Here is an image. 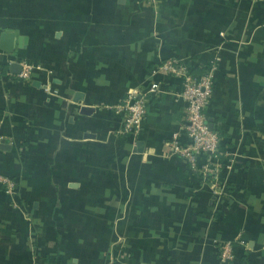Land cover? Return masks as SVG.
<instances>
[{
  "label": "crops",
  "instance_id": "obj_1",
  "mask_svg": "<svg viewBox=\"0 0 264 264\" xmlns=\"http://www.w3.org/2000/svg\"><path fill=\"white\" fill-rule=\"evenodd\" d=\"M216 54L223 198L169 150L189 142L182 78L157 68ZM153 79L139 135L119 133ZM0 138V264H264V0H0Z\"/></svg>",
  "mask_w": 264,
  "mask_h": 264
},
{
  "label": "built area",
  "instance_id": "obj_2",
  "mask_svg": "<svg viewBox=\"0 0 264 264\" xmlns=\"http://www.w3.org/2000/svg\"><path fill=\"white\" fill-rule=\"evenodd\" d=\"M146 1L155 5L157 0ZM219 61L220 56L216 54L202 73H198L194 66L183 58H168L158 64L157 68L182 78V90L177 95L185 103L183 127L189 142L181 144L178 134H175L169 143V150L186 159L193 169L198 170L202 184L208 185L218 198H223L227 189L225 169L230 167V164L225 163L220 156L221 136L210 128L206 113L214 93L215 73ZM31 72L32 67L24 63L20 77L30 78ZM162 92V85L155 79L151 80L143 91L133 89L128 92L117 105L121 118L119 133L128 134L133 138L138 136L148 115L146 95L160 96ZM1 141L0 138V143ZM16 183L14 178L0 173V186L7 192L15 193ZM239 241L237 237L221 244L220 257L223 261L234 258V248Z\"/></svg>",
  "mask_w": 264,
  "mask_h": 264
},
{
  "label": "water",
  "instance_id": "obj_3",
  "mask_svg": "<svg viewBox=\"0 0 264 264\" xmlns=\"http://www.w3.org/2000/svg\"><path fill=\"white\" fill-rule=\"evenodd\" d=\"M8 34L4 35V36H7Z\"/></svg>",
  "mask_w": 264,
  "mask_h": 264
},
{
  "label": "trees",
  "instance_id": "obj_4",
  "mask_svg": "<svg viewBox=\"0 0 264 264\" xmlns=\"http://www.w3.org/2000/svg\"><path fill=\"white\" fill-rule=\"evenodd\" d=\"M200 73H202V72H200Z\"/></svg>",
  "mask_w": 264,
  "mask_h": 264
}]
</instances>
